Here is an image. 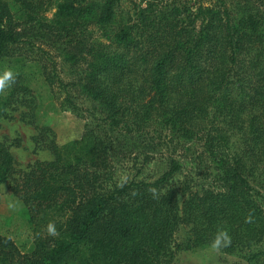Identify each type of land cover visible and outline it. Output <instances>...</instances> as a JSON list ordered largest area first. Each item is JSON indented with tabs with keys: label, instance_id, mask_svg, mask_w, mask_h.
Listing matches in <instances>:
<instances>
[{
	"label": "trees",
	"instance_id": "trees-1",
	"mask_svg": "<svg viewBox=\"0 0 264 264\" xmlns=\"http://www.w3.org/2000/svg\"><path fill=\"white\" fill-rule=\"evenodd\" d=\"M218 1L207 11L191 0H134L123 11L124 0H0V63L15 66L0 122L22 109L19 119L34 125V69L60 109L81 110L71 89L98 109L76 139L34 127L45 156L26 169L0 141V188L8 182L22 203L18 217H0V264H171L222 233L220 252L264 264V0L237 10ZM59 62L80 68L79 78L64 82ZM113 129L144 136L153 151L172 135L199 146L212 185L176 181L175 148L158 176L138 178L145 154L120 180Z\"/></svg>",
	"mask_w": 264,
	"mask_h": 264
},
{
	"label": "rangeland",
	"instance_id": "rangeland-1",
	"mask_svg": "<svg viewBox=\"0 0 264 264\" xmlns=\"http://www.w3.org/2000/svg\"><path fill=\"white\" fill-rule=\"evenodd\" d=\"M134 0H124L122 10H130ZM196 4L202 3L207 11L217 10L218 0H191ZM226 5L237 10V5L241 0H224ZM189 4V3H188ZM13 59L8 58L7 61L0 63V76L6 70L12 73L15 71V66H10ZM58 62V61H57ZM57 68L60 72V77L64 82L77 80L79 78L80 68H69L67 64L62 62L57 63ZM35 74L31 75L29 85L37 98V107L33 112L34 125L24 123L19 119V114L22 109L12 113V119H4L0 122V141H5L10 146V151L14 156L17 167L26 169L34 159L45 156V152L35 149L32 141L36 134L34 127H48L55 134L57 141L65 142L67 140L79 138L84 130V125L91 121L90 113L95 110L94 104L84 97L79 96L74 89H71V94L74 97V102L81 109L78 113L68 109H60L50 92L49 87L44 80L38 76L36 69H30ZM27 120V119H25ZM111 135L116 139V149L114 152V165L116 168L117 177L123 180L126 177H131L140 167L145 154H149L150 159L144 166L138 178L151 177L154 178L165 170L164 158L171 152L173 148L174 157L182 163V169L175 176L176 181H191L193 189L200 187H208L212 185V178L209 175L202 174L198 167V153L202 151L199 146H191L188 142L181 141L179 138L172 135L166 139L168 144H160L156 150H150L147 147V142L144 141V136L138 134H125L118 129H113ZM161 142H163L161 140ZM122 151V153H119ZM203 162L206 166L210 165V158L203 157ZM22 209L21 201L16 198L9 190V183L1 185L0 188V217L9 219L18 217ZM14 221V220H13ZM11 222L12 224L14 222ZM20 222L15 225L14 242L21 250H25L29 245V238L20 236ZM186 237V229L180 228L175 235L176 242H184ZM171 264H247L238 257L225 255L218 247L206 246L196 247L192 249H182L177 252Z\"/></svg>",
	"mask_w": 264,
	"mask_h": 264
},
{
	"label": "clouds",
	"instance_id": "clouds-1",
	"mask_svg": "<svg viewBox=\"0 0 264 264\" xmlns=\"http://www.w3.org/2000/svg\"><path fill=\"white\" fill-rule=\"evenodd\" d=\"M15 77L10 70H6L2 76H0V93H3L6 88H8L12 83H14ZM149 191L155 193V189H150ZM49 235L57 236L59 233L55 229L54 225L49 224L47 229ZM221 237L224 241L228 240L227 234L222 233L221 236H218L213 243V247H219L221 245Z\"/></svg>",
	"mask_w": 264,
	"mask_h": 264
}]
</instances>
